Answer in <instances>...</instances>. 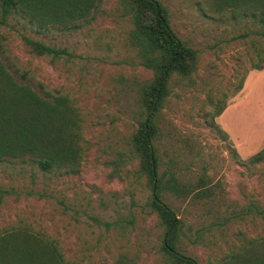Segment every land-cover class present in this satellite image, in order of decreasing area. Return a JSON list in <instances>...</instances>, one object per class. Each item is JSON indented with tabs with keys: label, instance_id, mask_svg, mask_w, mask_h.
<instances>
[{
	"label": "rangeland",
	"instance_id": "374dc122",
	"mask_svg": "<svg viewBox=\"0 0 264 264\" xmlns=\"http://www.w3.org/2000/svg\"><path fill=\"white\" fill-rule=\"evenodd\" d=\"M159 1L198 52L192 83L174 76L160 112V167L172 160L181 180L203 177L209 188L187 198L164 192V200L183 221L184 254L229 264L233 255L264 249V158L249 161L264 147V64L252 68L264 37L252 31L260 27L250 16L216 0ZM130 28L119 0H100L76 27L39 28L17 14L0 24V59L15 80L41 94H66L81 111L87 150L79 171L0 160V235L26 230L54 241L65 264H167L164 229L147 203L152 190L130 150L137 89L151 76L128 41ZM25 37L64 52L36 55ZM209 97L224 98L214 118L219 129L204 117ZM114 169L120 176H110ZM242 264H264V257L247 253Z\"/></svg>",
	"mask_w": 264,
	"mask_h": 264
},
{
	"label": "trees",
	"instance_id": "16d2710c",
	"mask_svg": "<svg viewBox=\"0 0 264 264\" xmlns=\"http://www.w3.org/2000/svg\"><path fill=\"white\" fill-rule=\"evenodd\" d=\"M99 1L0 0V24L17 14L39 28L76 27L93 14ZM119 2L131 22L128 41L136 49L140 64L151 72L137 89L136 126L129 140L131 153L137 160L136 173L151 187L147 203L164 229L161 250L167 264H199L180 250L183 221L164 200V192L165 196L169 193L179 198L200 196L209 191L206 180L203 177L195 183L181 180L172 160H166L165 168L160 167L163 163L160 112L174 76L178 81L192 83L198 52L174 31L168 8L161 1ZM216 5L250 16L260 27L252 31L264 37V0H216ZM24 39L36 55L54 59L64 52L38 39ZM256 55L258 61L252 68L260 69L264 64V45L256 50ZM244 79L242 75L234 93L241 89ZM207 104L211 110L204 112V117L219 129L214 118L224 109V98L209 97ZM82 129L81 111L73 99L49 91L41 94L27 84L18 83L0 59V160L28 158L43 172H77L87 150ZM263 158L264 147L249 161L256 163ZM110 176H120L119 170L114 169ZM251 252L264 257V249L253 248L233 255L229 264H242ZM0 264H65V259L54 241L24 230L0 235Z\"/></svg>",
	"mask_w": 264,
	"mask_h": 264
}]
</instances>
